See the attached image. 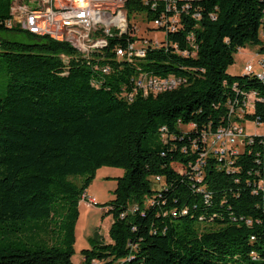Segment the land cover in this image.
<instances>
[{"label":"trees","instance_id":"trees-1","mask_svg":"<svg viewBox=\"0 0 264 264\" xmlns=\"http://www.w3.org/2000/svg\"><path fill=\"white\" fill-rule=\"evenodd\" d=\"M11 1L0 0V264H73L78 203L102 165L123 174L104 204L109 242L92 239L82 264H264V134L252 133L227 166L206 154L200 182L189 166L203 134L264 122V78L226 71L246 45L264 53V0L191 2L164 46L132 60L113 53L128 34L88 60L67 42L9 27ZM124 9L146 14L142 34L160 14L141 0ZM99 56L107 74L92 65ZM140 72L181 81L144 94L133 82ZM252 90L253 108L239 116Z\"/></svg>","mask_w":264,"mask_h":264},{"label":"built area","instance_id":"built-area-1","mask_svg":"<svg viewBox=\"0 0 264 264\" xmlns=\"http://www.w3.org/2000/svg\"><path fill=\"white\" fill-rule=\"evenodd\" d=\"M141 1L143 4L150 5L153 10H159L160 14L150 20L153 29L159 31V36L147 38L141 33L146 28L144 26L146 14L143 12L128 17L124 9L125 0H12L6 25L17 26L35 35H46L54 40L67 42L76 49L79 55L88 60L90 56H98L95 53L100 52L108 45L109 35H117V38H120L128 34L132 38H126L124 47L116 45L113 48V53L116 58L130 56V60H132L135 57H143L150 47L164 46L168 32L176 28L175 23L180 13L188 11L191 2L197 0ZM30 5H39L40 13H30ZM262 12L259 39L262 42L261 46L264 47V10ZM198 15L197 12L193 13L194 18H197ZM210 16L214 18V14H210ZM191 37L192 35H189V38ZM258 53L260 52L258 51ZM60 56L62 59H69L64 54ZM100 59L99 56V63H92V65L101 74H107L110 67H107V63H100ZM257 66L258 70H255L253 64L248 62L244 66V71L247 74L256 73L264 78V58H258ZM175 81H181V78L175 76L155 77L154 74L148 72H140L133 78L136 89L144 94L150 91H159L161 87H172L175 85ZM91 84L97 86L99 83L91 81ZM255 96L256 93L253 90L245 93L244 107H239L236 110L239 116H242L244 111L253 108ZM127 97L130 99L132 93H129ZM253 123L254 125L259 124L258 121H253ZM251 136L252 133L247 132L240 121L229 122L213 132L203 134L204 147L194 162L189 165L193 178L197 182L201 181V166L206 154L211 152L219 161L223 162V166H227L231 161V156L237 154L245 143L252 142ZM193 147L196 148V145ZM156 179L162 180L159 176H156ZM197 190H201V187H198ZM204 197L207 201L208 194H205ZM85 204L92 206L97 202L93 197L86 195Z\"/></svg>","mask_w":264,"mask_h":264},{"label":"rangeland","instance_id":"rangeland-1","mask_svg":"<svg viewBox=\"0 0 264 264\" xmlns=\"http://www.w3.org/2000/svg\"><path fill=\"white\" fill-rule=\"evenodd\" d=\"M137 19V18H135ZM150 27L151 23H148ZM159 36V31L150 30L144 32L147 38ZM257 52V53H256ZM264 58V54L258 53L257 48L252 45H246L240 48L234 54V62L227 67V72L231 75L244 74V66L251 62L255 70H258V58ZM244 129L247 132L263 135L264 122L254 125L250 120L242 121ZM186 128V127H182ZM123 174V169L112 166H99L94 171V177L87 187V191L95 196L96 205L91 208L84 204L78 205V214L74 223V241L72 244L71 260L73 264H82L83 250L90 249L93 245L92 239L95 232L103 239L108 235L112 216L106 213L107 205L104 204L113 198L112 189L114 188L116 178ZM151 185L153 188L159 187L162 180H157L156 177H151ZM85 203V198L79 200ZM105 209V210H104ZM104 240V239H103ZM91 264H100L99 261L94 260Z\"/></svg>","mask_w":264,"mask_h":264},{"label":"bare ground","instance_id":"bare-ground-1","mask_svg":"<svg viewBox=\"0 0 264 264\" xmlns=\"http://www.w3.org/2000/svg\"><path fill=\"white\" fill-rule=\"evenodd\" d=\"M30 13H40V6L39 5H30ZM110 37H117V35H109V38ZM84 198H86V194H82L80 197V200H82Z\"/></svg>","mask_w":264,"mask_h":264},{"label":"crops","instance_id":"crops-1","mask_svg":"<svg viewBox=\"0 0 264 264\" xmlns=\"http://www.w3.org/2000/svg\"><path fill=\"white\" fill-rule=\"evenodd\" d=\"M113 190V189H112ZM85 193H86V195L87 196H90V197H93L94 199H95V196L94 195H92L91 193H89L87 190H85ZM96 200V199H95ZM79 204H84L86 207H88V208H91L92 206H88V205H86L84 202H79L78 203V205ZM105 210V209H104ZM103 239H104V241L105 242H109V237H108V235H106V237H103Z\"/></svg>","mask_w":264,"mask_h":264},{"label":"water","instance_id":"water-1","mask_svg":"<svg viewBox=\"0 0 264 264\" xmlns=\"http://www.w3.org/2000/svg\"><path fill=\"white\" fill-rule=\"evenodd\" d=\"M93 239H94V241L97 242V243H99V242L101 241V240L98 238V234H97V232L94 233V235H93Z\"/></svg>","mask_w":264,"mask_h":264}]
</instances>
